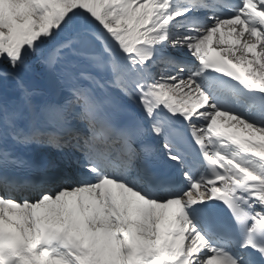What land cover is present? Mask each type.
Returning a JSON list of instances; mask_svg holds the SVG:
<instances>
[{
	"label": "snow or ice",
	"instance_id": "1",
	"mask_svg": "<svg viewBox=\"0 0 264 264\" xmlns=\"http://www.w3.org/2000/svg\"><path fill=\"white\" fill-rule=\"evenodd\" d=\"M0 264H264V0H0Z\"/></svg>",
	"mask_w": 264,
	"mask_h": 264
}]
</instances>
